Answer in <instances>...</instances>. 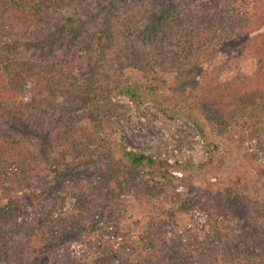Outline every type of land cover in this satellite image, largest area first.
Instances as JSON below:
<instances>
[{
	"label": "trees",
	"instance_id": "trees-1",
	"mask_svg": "<svg viewBox=\"0 0 264 264\" xmlns=\"http://www.w3.org/2000/svg\"><path fill=\"white\" fill-rule=\"evenodd\" d=\"M159 5L0 0V264H264V209L243 202L233 186L216 196L210 183L186 197L175 191L187 172L204 171L212 156L204 164L174 161L178 177L167 160L138 148L124 146L113 159L110 148L93 147L101 132L74 121L79 112L96 119L112 96L136 94L159 98L149 115L156 119L177 106L163 94L172 73L173 92L188 102L186 113L207 112L213 133L229 134L238 120L264 121V105L255 102L264 92V0ZM227 47L232 59L253 61L251 76L237 64L213 71V54ZM206 91L251 99L227 113H210L200 99ZM196 125L205 136L206 127ZM97 167L105 180L92 189L83 179ZM121 169L132 177L114 187ZM46 181L62 182L46 188ZM51 195V209H41ZM69 197L76 205L63 211ZM167 205L187 218L171 238ZM120 209L134 213L127 218ZM31 210L35 214L26 217ZM127 220L138 232L116 229Z\"/></svg>",
	"mask_w": 264,
	"mask_h": 264
},
{
	"label": "rangeland",
	"instance_id": "rangeland-1",
	"mask_svg": "<svg viewBox=\"0 0 264 264\" xmlns=\"http://www.w3.org/2000/svg\"><path fill=\"white\" fill-rule=\"evenodd\" d=\"M96 1L108 2L109 0ZM143 1L150 3L151 7H161L159 1H162L164 5V0ZM212 57V69L214 72L216 70L217 72L220 71L226 64L230 68L237 64L245 76H251L254 72L252 60L232 59L234 56L231 47L213 54ZM126 77H134L133 72L127 74ZM166 81L167 85L163 94L169 96L171 102H176L177 106L168 108L165 114H159L156 119L149 115L153 113L154 105L159 102V98L144 97L136 94L133 98L128 95L112 96L102 103L96 119H88L83 113L79 112L74 116V121L79 127L87 129L88 132H101V135H97L96 143L93 147H97L99 151L110 148L113 153L112 157L116 160L120 158L122 147L125 146L128 149L138 148L153 155L156 159L167 160L170 166L168 169L173 173L177 171L173 170L170 160L174 162L191 159L196 163L202 162L204 164L208 163L209 157L212 156V162L208 163L204 171L187 172L185 184L176 187L175 191L186 197L190 193L203 192L207 184L210 183L213 184L211 194L216 196L233 186L235 193L242 198L243 202L250 203L252 208L253 206H259L256 210L263 211L264 177L260 178L258 171L264 165V121L259 124L250 123V125H243L241 120H238L237 124H231V132L229 134L222 133L220 135L213 133L208 126L207 112L200 114L194 108L192 113H186L189 105L188 102L183 101V98H185L184 94L180 95L173 92L174 73L168 74ZM121 97H125L128 102L120 100L123 99ZM229 97L228 94L217 91H206L200 95L201 103L204 104L206 109L208 108L207 111L219 114L227 113V111L239 106L241 102L251 99L250 96L243 94L235 95L234 99ZM255 102L264 105V92L255 96ZM196 123H199L203 129L204 126L206 127L203 131L205 136L199 132V127ZM178 131H183L185 135H181ZM200 139L202 140L201 145ZM176 146H179L181 151L174 155L172 147ZM30 148V151L34 152L36 147L30 146ZM205 149L206 151L209 149L210 153L207 152L206 155ZM251 156L254 157L253 160H250ZM96 169L90 172L92 178L89 175L87 179H83V181L92 185V189H96L98 185L96 181L105 180L104 175H106V172L104 168L97 167ZM117 172L120 177L117 182H111L114 187H118L119 181H126L132 177V174L123 172V169ZM70 180L74 184L75 178L70 177ZM70 180L69 178L64 179L62 185V181H56L57 184L46 181L43 185L46 188H50L53 187L52 183L66 187ZM238 181H240L239 184L235 186ZM87 183L84 182V184ZM115 191L117 192L118 188H115ZM52 202L53 195L45 198V202L40 208L45 210L50 207L51 209ZM74 205H76V199L67 198L63 211L72 208ZM170 207V205H167L166 211L169 217L174 220V224L168 228V238H171L176 231L181 233L187 224L186 216L175 208L170 209ZM120 213L124 217L130 218V215L134 212L128 209L124 212L120 209ZM33 214H35L34 210L28 211L26 217L30 218ZM67 223H70V220L67 219ZM118 228L138 232L139 226L132 220H127L117 225L116 229ZM111 245L117 247L118 239H114Z\"/></svg>",
	"mask_w": 264,
	"mask_h": 264
},
{
	"label": "built area",
	"instance_id": "built-area-1",
	"mask_svg": "<svg viewBox=\"0 0 264 264\" xmlns=\"http://www.w3.org/2000/svg\"><path fill=\"white\" fill-rule=\"evenodd\" d=\"M121 98H123V99H120V100H122V101H125V102H128V100L125 98V97H121ZM202 144V140L200 139V145ZM188 151V150H187ZM172 153L174 154V155H177L178 154V149L176 148V147H172ZM170 163H173V161L171 162V160L169 161ZM173 175H176V176H178V177H181V173H179V172H173L172 173Z\"/></svg>",
	"mask_w": 264,
	"mask_h": 264
}]
</instances>
